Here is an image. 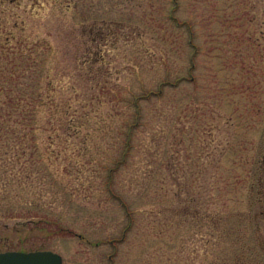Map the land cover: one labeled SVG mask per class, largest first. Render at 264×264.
I'll use <instances>...</instances> for the list:
<instances>
[{
    "label": "rangeland",
    "instance_id": "rangeland-1",
    "mask_svg": "<svg viewBox=\"0 0 264 264\" xmlns=\"http://www.w3.org/2000/svg\"><path fill=\"white\" fill-rule=\"evenodd\" d=\"M0 35L60 103L0 139V250L264 264V0H0Z\"/></svg>",
    "mask_w": 264,
    "mask_h": 264
},
{
    "label": "trees",
    "instance_id": "trees-1",
    "mask_svg": "<svg viewBox=\"0 0 264 264\" xmlns=\"http://www.w3.org/2000/svg\"><path fill=\"white\" fill-rule=\"evenodd\" d=\"M5 41L2 40L0 35V139L10 136V124L21 123L24 125L23 123L26 121L33 124L40 123L42 119H39V114L45 112V110L42 111L43 108L47 106L60 107V103H57L55 97L46 96L43 92L44 63L33 60L31 57L27 58L24 49L17 51L18 53L12 57L15 52L9 46L10 40L5 39ZM25 60L26 63H22ZM48 85L55 86L52 81H49ZM141 98L134 99L133 102L136 107H139ZM65 106L62 110L57 108L59 113L56 116L63 114L64 116L68 115L69 118L61 117L56 126L62 128L65 137L81 136L83 124H80L74 117L77 109L73 108L70 100ZM82 108H85V106H82ZM139 118L140 113L138 112L136 121L127 130L128 148L134 128L139 125ZM52 121V119H49V122L52 123ZM14 127L18 128L15 124ZM13 134L16 139L21 137L15 130ZM123 161H125V158Z\"/></svg>",
    "mask_w": 264,
    "mask_h": 264
},
{
    "label": "water",
    "instance_id": "water-1",
    "mask_svg": "<svg viewBox=\"0 0 264 264\" xmlns=\"http://www.w3.org/2000/svg\"><path fill=\"white\" fill-rule=\"evenodd\" d=\"M0 264H63V257L50 250L7 251L0 253Z\"/></svg>",
    "mask_w": 264,
    "mask_h": 264
},
{
    "label": "flooded vegetation",
    "instance_id": "flooded-vegetation-1",
    "mask_svg": "<svg viewBox=\"0 0 264 264\" xmlns=\"http://www.w3.org/2000/svg\"><path fill=\"white\" fill-rule=\"evenodd\" d=\"M7 251H10V250H0V253L7 252Z\"/></svg>",
    "mask_w": 264,
    "mask_h": 264
}]
</instances>
